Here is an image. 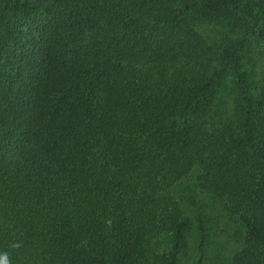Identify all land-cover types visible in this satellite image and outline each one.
<instances>
[{
  "label": "trees",
  "instance_id": "1",
  "mask_svg": "<svg viewBox=\"0 0 264 264\" xmlns=\"http://www.w3.org/2000/svg\"><path fill=\"white\" fill-rule=\"evenodd\" d=\"M264 0H0V258L264 264ZM183 180L220 205L209 252Z\"/></svg>",
  "mask_w": 264,
  "mask_h": 264
},
{
  "label": "rangeland",
  "instance_id": "2",
  "mask_svg": "<svg viewBox=\"0 0 264 264\" xmlns=\"http://www.w3.org/2000/svg\"><path fill=\"white\" fill-rule=\"evenodd\" d=\"M245 68L255 73L257 77L264 74V47L260 43L251 42L248 52L244 58ZM175 194L185 203H188L195 212L202 215L207 226L208 250L216 254L231 251L235 244L233 242V232L236 224L225 216L220 205L206 197L194 188L192 182L183 180L175 187Z\"/></svg>",
  "mask_w": 264,
  "mask_h": 264
},
{
  "label": "clouds",
  "instance_id": "3",
  "mask_svg": "<svg viewBox=\"0 0 264 264\" xmlns=\"http://www.w3.org/2000/svg\"><path fill=\"white\" fill-rule=\"evenodd\" d=\"M0 264H7L6 258H0Z\"/></svg>",
  "mask_w": 264,
  "mask_h": 264
}]
</instances>
